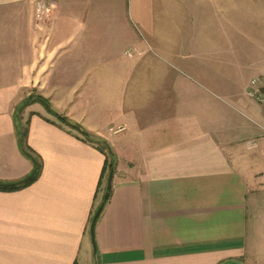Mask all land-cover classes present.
<instances>
[{
	"label": "crops",
	"instance_id": "0c3cea01",
	"mask_svg": "<svg viewBox=\"0 0 264 264\" xmlns=\"http://www.w3.org/2000/svg\"><path fill=\"white\" fill-rule=\"evenodd\" d=\"M49 2L38 31L33 0H0V182L34 167L19 126L39 163L0 188V264H264V107L239 28L264 21V0ZM135 26L189 64L128 58ZM251 41L264 62V35ZM99 139L114 172L93 252Z\"/></svg>",
	"mask_w": 264,
	"mask_h": 264
},
{
	"label": "rangeland",
	"instance_id": "374dc122",
	"mask_svg": "<svg viewBox=\"0 0 264 264\" xmlns=\"http://www.w3.org/2000/svg\"><path fill=\"white\" fill-rule=\"evenodd\" d=\"M251 18L255 19V17L253 16ZM251 18L249 20H246L244 23H241L239 27L242 30H244L245 37H246L245 40H243L244 41L243 55L245 58L244 60L248 62L246 63V66H245L248 70L246 71V77H247L246 80L250 82V79L261 78L264 81V62L261 61V56H259L258 49L256 53V49L254 48L253 42L251 41V40L253 41L256 40L258 36L261 37V35H264V21H258V22H261V23H258L256 21H253ZM246 19H247V16H246ZM231 29H232L231 26H229V30ZM135 30H136L135 32H136V36L138 39L137 41L138 46L131 47L129 50H127L128 58L129 57L133 59L142 58V57L150 58L151 62L153 63L157 62V64H160V65H167L166 69L164 70H166V72H168L167 70H171L168 72L169 74H173L174 72H176V69H177L176 67L179 68L180 66L179 64H182V65L189 64L190 60L188 59V57L183 61H179V60H176L175 57L169 56L165 52L159 50L157 48V45H154V42L147 36L146 32H143V30L139 26H135ZM249 63L251 64L248 65ZM251 65L253 67H251L249 70V67ZM181 69H184V71H181L182 78L184 75L186 77H191L190 71L188 69L183 68V67ZM249 87L252 88L253 86L250 84ZM226 100L231 102V100L228 98H225V95L223 94L221 98L219 99V103H214V104L219 105V110L221 109L225 110V108L226 109L230 108L228 106H225L224 102L227 103ZM233 105H236V104L233 103Z\"/></svg>",
	"mask_w": 264,
	"mask_h": 264
},
{
	"label": "trees",
	"instance_id": "16d2710c",
	"mask_svg": "<svg viewBox=\"0 0 264 264\" xmlns=\"http://www.w3.org/2000/svg\"><path fill=\"white\" fill-rule=\"evenodd\" d=\"M39 97H34V96H31L30 98L26 99L22 104H25L26 102H29L30 100H34V99H38ZM42 99V98H41ZM41 101H44V99H42ZM44 104L46 105V107L48 108V110L50 112H52L55 116H57V118L65 123L66 125L72 127V128H75L77 130H79V132L81 131L82 133L85 132L81 127L80 125H77L76 123L70 121L67 117L63 116L62 114L58 113L56 110L52 109V107L46 102L44 101ZM18 132H19V136H20V146L22 148V151L24 154H28L29 152L24 148L23 146V137H24V129L21 128V126L18 127ZM85 135L86 136H89L88 133L85 132ZM97 143L101 146V148L103 149L104 153L106 154V158H105V161H104V166H103V172L106 171V170H110V168H113L114 166V156L112 154V151L109 150V146L107 144V142H105L104 140L102 139H99L97 140ZM109 150V151H108ZM30 156H32L30 153H29ZM28 156V155H27ZM29 157V156H28ZM33 157V156H32ZM34 159V165L38 166L39 163L38 161L33 157ZM38 173V168H37V171L34 173V175L29 178L28 180L24 181V182H18V181H13V182H10L11 184L6 186V187H0V188H4V189H16V188H19L21 186H24L26 184H28L31 180H33V178L36 177ZM110 191V190H109ZM109 194V192H108ZM108 197V195H107Z\"/></svg>",
	"mask_w": 264,
	"mask_h": 264
},
{
	"label": "built area",
	"instance_id": "2783aa9c",
	"mask_svg": "<svg viewBox=\"0 0 264 264\" xmlns=\"http://www.w3.org/2000/svg\"><path fill=\"white\" fill-rule=\"evenodd\" d=\"M50 8L49 0H33V24L36 30L45 31L47 25V15ZM253 87L247 89V94L255 98L264 107V92H261V88H264L263 79H250L249 82ZM122 129V127L117 130ZM264 131V130H263Z\"/></svg>",
	"mask_w": 264,
	"mask_h": 264
},
{
	"label": "water",
	"instance_id": "95a60500",
	"mask_svg": "<svg viewBox=\"0 0 264 264\" xmlns=\"http://www.w3.org/2000/svg\"><path fill=\"white\" fill-rule=\"evenodd\" d=\"M39 101H41L42 99L38 98ZM85 134V132H83ZM30 159L34 162V159L32 156L29 155V153L27 154ZM38 166L34 165L33 169L29 172V174H27L24 178L22 179H19L18 182H24L26 180H28L29 178H31L34 173L36 172ZM113 172H114V169L113 168H110V170L108 171V174H107V179H106V185H105V191H104V194H103V197H102V200L99 201L100 203L97 205L96 207V210L94 211L92 218H91V221H90V225H89V234H90V239H91V244H92V248H93V252L96 251V246H95V242L94 241V224H95V221L98 217V214L100 213V211L102 210V207L104 205V202L107 198V195H108V192H109V188H111V183H112V175H113ZM11 183L10 182H0V187H6L8 185H10Z\"/></svg>",
	"mask_w": 264,
	"mask_h": 264
}]
</instances>
